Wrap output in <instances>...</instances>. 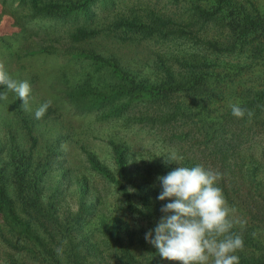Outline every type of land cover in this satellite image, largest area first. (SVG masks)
Returning a JSON list of instances; mask_svg holds the SVG:
<instances>
[{"label":"trees","instance_id":"16d2710c","mask_svg":"<svg viewBox=\"0 0 264 264\" xmlns=\"http://www.w3.org/2000/svg\"><path fill=\"white\" fill-rule=\"evenodd\" d=\"M113 3L114 0H0V21L6 17L18 29L10 35H0V63L17 81L22 79L15 75L26 69L31 70L32 81H38L35 80L38 75L32 66L22 59L26 58L24 55L40 53L57 56L61 51L53 46L58 39L43 38L41 45L37 40L25 42L28 35L30 37L34 32L50 37L58 27L65 31L72 44H84L97 35L93 25L94 16H89V13H93L92 6L98 4L105 8ZM256 9L254 6L253 10ZM190 13L188 23L172 20L163 13L153 14L148 24L136 18H124L121 22L114 21L113 25L122 29L124 35L132 33L133 38H128L127 43L137 46L143 39L137 38L139 35L151 39L194 38L193 30L198 26L224 24L230 38H224L220 43H210V46L217 51L224 48L235 56L244 52L252 36L264 30L263 17L246 13L243 5L236 0H208L203 5H195ZM8 26L0 27L4 29ZM63 55L68 56L69 64L61 71L81 65V72L71 73L74 88L73 93L68 95L77 113L80 111L83 116L99 113L103 120L123 121L125 126L132 122L124 114L129 107L166 104L181 94L195 100L203 96L204 91L211 92V88H216L217 79L220 78L219 74L211 73L191 76L183 81L168 68H161L163 75L154 71L148 73L145 69H151L150 59L140 61L137 67L116 54L105 56L95 49L82 46L80 49H69ZM205 62L208 61L205 59ZM11 63L16 64V71H10L8 65ZM219 65L229 66L224 63ZM104 71L106 73H102ZM150 74H154L153 79ZM4 91H7L6 86L0 85V93ZM7 96V100H0V110H6V116L10 119L16 116L18 121L17 130L12 129L15 133L8 130L10 132L7 131L4 140L0 141V241L21 255L22 259L17 261L0 245V260L4 264H178L164 260L145 239V234L154 229L163 215L161 207L171 201H160L158 196L162 190H157L149 181L139 177L133 165L137 155L130 144L115 139L109 141L108 161L111 167L101 162L91 150L80 147L82 152L77 155L78 142L71 139L74 132L69 126L59 125L58 115L51 106L45 114L47 121L33 117L44 104V97L39 98L33 110L30 105L22 113L19 97L14 92H8ZM181 106L167 110L161 115L160 122L189 115V108L187 110ZM241 107L254 113L251 119L247 114L243 118L234 117L231 110L224 116L209 117L203 107H195L194 113L203 133L201 143L212 154L222 153L220 146L223 136L230 134L240 139L251 121L256 122L264 116V91L251 99L244 98ZM1 118L0 113L2 128H12L13 123H1ZM156 118L151 122L154 123ZM235 119L242 126L239 132L233 129V126L236 127ZM44 124L52 129H55V125L62 126L59 127L62 134L57 135V130L51 137V134L41 132ZM77 157L85 159L84 167L75 164ZM167 163L168 168L161 171L163 175L173 170V160L169 158ZM186 167L194 166L187 162ZM56 174L60 175L57 188H47L46 183ZM95 176L102 178L116 195L107 217L98 193H94L91 200L89 197L88 180ZM61 179H74L77 193L79 191L75 212L59 205L64 203L58 199ZM225 181L221 173L219 185L225 193L223 195L228 197L224 191ZM247 181L251 183L250 178L242 179L241 187L248 186L243 189L250 191L251 185ZM229 182L232 183L230 179ZM258 196L264 199V191L259 192ZM243 226L246 227V224ZM238 228L233 226V232H238ZM261 232L259 228H251L245 230L243 236L240 235L244 246L235 254L239 257V264H264V235Z\"/></svg>","mask_w":264,"mask_h":264},{"label":"rangeland","instance_id":"374dc122","mask_svg":"<svg viewBox=\"0 0 264 264\" xmlns=\"http://www.w3.org/2000/svg\"><path fill=\"white\" fill-rule=\"evenodd\" d=\"M236 1L243 5L246 13L260 15L264 19V0ZM207 2L208 0H114L112 5H107L105 8L95 4L91 10L93 13H89V16H94L93 25L97 30V35L93 37L95 39L76 45L72 44L64 33L65 31L59 30L58 27L57 32L50 37L43 33L36 35L32 32L25 42L37 40L42 45L43 38L58 39L56 43H53V46L61 53L57 56H46L40 53L35 55L33 49L31 52L33 55H24L26 58L22 59L28 66H32L34 73L38 75L35 80L38 81H32V73L29 69L15 76L30 84L31 93L28 107L31 105V110L35 108V103L41 97H44V103L51 101V109H54L58 115L59 125L69 126L74 132L71 139L72 141L76 139L78 142L76 147L79 150L77 149L78 153L75 152L77 155L82 152L80 147L88 151L91 150L97 154L101 162L111 167V163L108 161L110 151L107 144L109 141L115 139V141L130 144L137 155L133 165L138 170L139 177L149 181L154 187H157V190H162L158 177L162 176L163 170L168 168L167 160L175 152L178 157L183 159L173 161V169L179 166L186 167L187 162H190L193 166L203 165L205 168L223 174L224 180H226L224 191L228 194V197H224L228 206L235 209V212L230 214V219L233 220L234 227H239L235 234L243 236L245 230L259 228L264 235V199H260L258 196L259 192L264 191V116L257 119L256 122L251 121L249 126L244 129L240 139H236L230 134L223 136L220 146L222 153L212 154L201 143L203 142V133L196 113H194L195 107L200 106L204 108L209 117L224 116L228 110H231V104L238 103L243 106L244 98L251 99L264 91V30L258 31L252 36L248 40L244 52L235 56L227 53L224 48L217 51L210 46V43H220L224 38H230L229 30H226L224 24L223 26L221 24V26L212 24L198 26L193 30L194 38L178 36L170 37L174 39H151L139 35L137 38L143 39L137 46L127 43L128 38H133L132 33L124 35L122 29L113 25L114 21L121 22L124 18L129 20L136 18L142 23L148 24L153 14L162 15L163 13L170 16L172 20L188 23L191 17L190 9H193L195 5H203ZM254 6L257 8L256 10H253ZM5 24L9 26L4 29L0 27V35H10L18 31L12 26V20L3 17L0 26ZM50 28L54 29V27ZM11 37L9 36V38ZM19 41L20 39H18ZM81 46L95 49L105 56L110 53L116 54L119 58L130 60L137 67L140 61L150 59L151 69H145L148 73L154 71L163 75L161 68H168L180 76L178 78H182L183 81H187L191 76L211 73L219 74L220 78L217 79L216 88H211L213 89L211 92L204 91V95L195 100L181 94L171 98L166 104H145V106L134 104L135 106L129 107L124 112L126 118L132 121H129L131 123L125 126L126 123L123 121L117 122L110 118L103 120L99 113L83 116L80 111L78 114L72 105L68 97L73 93L74 88L71 73L72 71L74 74L81 72V65L61 71L62 67H67L69 64L68 56L63 54L67 53L69 49L73 50L76 47L80 49ZM259 50L261 51L259 52ZM205 59L208 62H205ZM219 63L229 64V66L223 67ZM8 66L12 72L17 69L15 63ZM102 73H106V71ZM150 77L153 79L154 74H150ZM179 105L185 106L187 110L189 108L190 114L184 117L178 116L175 119L167 118L165 123L160 122L161 115ZM19 108L22 113H25L26 109L22 106V100H20ZM5 112L4 109L0 110L1 123L11 122L13 126L4 129L0 125V141L4 140L3 136L7 134L8 130L13 133L15 132L12 129L17 130L16 116L10 119ZM47 113L46 110L45 114ZM45 114L40 120L47 121ZM33 117L35 118V114ZM153 118H156L154 123L151 122ZM234 122L237 128L233 126V129L239 132L242 126L238 119H235ZM59 125H55V129H52L48 124H44L41 132L47 135L51 134L52 137L59 127H62ZM79 132L81 133L78 134ZM58 133H61V130L57 132V135ZM238 151H240L238 154L235 153ZM74 162L79 167H84L86 163L83 157H77ZM59 177L60 175L57 174L51 176L50 181L46 183L47 188L55 190L60 180ZM245 178L251 180V183L247 181L251 185L250 191L243 189L248 186L241 187L242 179L245 180ZM229 179L232 181L231 184ZM220 180L217 185L219 187ZM61 181L58 199L60 198L64 203L63 205L59 203V205L75 212L78 207L79 191L77 193L74 179L71 181L61 179ZM88 182L90 200L94 193H98L102 207L104 206L106 212L105 215L109 216L108 209L114 205L116 196L114 191L109 189L100 177H90ZM244 224L246 227L243 226ZM230 231L234 233L232 229ZM0 245L3 250L6 249L9 254L15 256L17 261L22 259L21 255L12 251V248L3 244L2 241H0ZM0 264L4 263L0 260Z\"/></svg>","mask_w":264,"mask_h":264},{"label":"clouds","instance_id":"9594fccd","mask_svg":"<svg viewBox=\"0 0 264 264\" xmlns=\"http://www.w3.org/2000/svg\"><path fill=\"white\" fill-rule=\"evenodd\" d=\"M0 85L7 91L0 93V100H7L8 91L14 92L27 110L30 84L13 79L0 63ZM51 101L45 102L35 111V118L41 119ZM234 117L251 119L254 113L231 104ZM183 159L175 152L171 160ZM221 173L203 165L179 166L158 177L162 191L158 199L170 200L160 209L163 213L154 229L145 234V239L153 245L159 255L178 264H239L234 253L244 246L240 235L230 230L234 222L230 214L234 208L228 206L222 189L217 186Z\"/></svg>","mask_w":264,"mask_h":264}]
</instances>
